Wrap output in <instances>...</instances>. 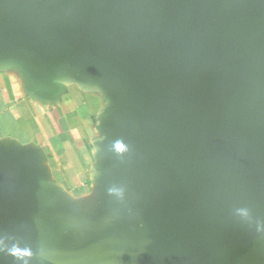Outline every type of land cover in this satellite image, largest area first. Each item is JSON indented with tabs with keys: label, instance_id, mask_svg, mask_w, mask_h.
Returning a JSON list of instances; mask_svg holds the SVG:
<instances>
[{
	"label": "water",
	"instance_id": "1",
	"mask_svg": "<svg viewBox=\"0 0 264 264\" xmlns=\"http://www.w3.org/2000/svg\"><path fill=\"white\" fill-rule=\"evenodd\" d=\"M51 13L80 39L92 17L107 56L156 55L140 124L142 219L193 264H236L264 185V0H1L0 46L27 41L46 63ZM18 202L0 182V264H33L31 233L7 216Z\"/></svg>",
	"mask_w": 264,
	"mask_h": 264
},
{
	"label": "crops",
	"instance_id": "2",
	"mask_svg": "<svg viewBox=\"0 0 264 264\" xmlns=\"http://www.w3.org/2000/svg\"><path fill=\"white\" fill-rule=\"evenodd\" d=\"M85 26L80 39L51 13L46 63L27 41L0 46V182L19 200L7 216L31 233L33 264H193L138 208L140 124L152 112L157 57L144 47L107 56L92 17ZM254 215L236 264H264V185Z\"/></svg>",
	"mask_w": 264,
	"mask_h": 264
},
{
	"label": "clouds",
	"instance_id": "3",
	"mask_svg": "<svg viewBox=\"0 0 264 264\" xmlns=\"http://www.w3.org/2000/svg\"><path fill=\"white\" fill-rule=\"evenodd\" d=\"M116 147H117V150L118 151H123L124 150V145L122 144V143H117V145H116Z\"/></svg>",
	"mask_w": 264,
	"mask_h": 264
},
{
	"label": "rangeland",
	"instance_id": "4",
	"mask_svg": "<svg viewBox=\"0 0 264 264\" xmlns=\"http://www.w3.org/2000/svg\"><path fill=\"white\" fill-rule=\"evenodd\" d=\"M0 1H1V0H0ZM36 1H39V2H40V1H44V0H36Z\"/></svg>",
	"mask_w": 264,
	"mask_h": 264
}]
</instances>
